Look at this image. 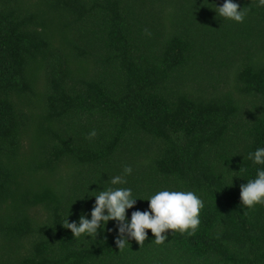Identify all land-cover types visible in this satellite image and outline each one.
I'll return each mask as SVG.
<instances>
[{"label":"trees","instance_id":"obj_1","mask_svg":"<svg viewBox=\"0 0 264 264\" xmlns=\"http://www.w3.org/2000/svg\"><path fill=\"white\" fill-rule=\"evenodd\" d=\"M223 2L0 0V264H264V204H240L264 167L247 159L264 147V7L236 0V23ZM126 165L140 197L202 198L194 235L119 251L63 227Z\"/></svg>","mask_w":264,"mask_h":264},{"label":"clouds","instance_id":"obj_2","mask_svg":"<svg viewBox=\"0 0 264 264\" xmlns=\"http://www.w3.org/2000/svg\"><path fill=\"white\" fill-rule=\"evenodd\" d=\"M257 7H264V0H255ZM210 7L223 20L243 23L248 9L241 8L236 0H224L222 5ZM148 35L150 32L145 29ZM89 138L97 135L95 129L89 132ZM247 159L254 165L264 166V147H257L247 154ZM232 171L233 173H239ZM133 173V168L126 165L121 174L109 176L102 190L91 191L95 200L90 210L83 211L78 220H69L68 215L61 224L71 230L75 239L97 238L104 230L114 233V243L119 251H123L135 241L141 246L148 240L150 229L156 245H163L169 234L179 232L192 236L200 224V212L204 207L202 198L192 190H175L173 187H163L147 198L133 193L131 187H125L127 176ZM240 177L234 175L233 178ZM89 190V189H88ZM90 192V191H89ZM84 196V197H85ZM138 199L148 201L147 209L135 207ZM240 204L244 209H252L264 204V167L256 169L255 177L247 179L240 185ZM128 210H132L130 216ZM109 221L114 222L111 229L107 228ZM169 230H172L170 233Z\"/></svg>","mask_w":264,"mask_h":264}]
</instances>
